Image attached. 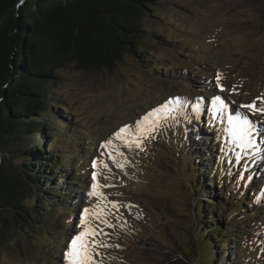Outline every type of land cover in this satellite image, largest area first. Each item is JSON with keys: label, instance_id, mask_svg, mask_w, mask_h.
Returning <instances> with one entry per match:
<instances>
[{"label": "rangeland", "instance_id": "374dc122", "mask_svg": "<svg viewBox=\"0 0 264 264\" xmlns=\"http://www.w3.org/2000/svg\"><path fill=\"white\" fill-rule=\"evenodd\" d=\"M143 24L148 32L139 41L140 51L145 53L143 62L126 55L112 69L85 71L70 64L56 71L49 89L59 107L55 113L60 117L63 113L64 118L57 119L61 123L55 127L62 124L71 133L63 136L58 130L51 141L35 137L29 138L28 144L46 147L53 142L59 146L57 153L76 156L79 149L87 148L83 158L71 161L79 169L66 167V173H61L63 182L74 184L69 185L63 201L72 227H62L66 233L62 239L41 231L30 233L28 252L9 257L2 251L0 264H64L63 252L83 230L79 226L83 209L94 210L98 202L104 204L97 196L88 195L93 172L100 186L96 191L123 205L119 218L109 217L114 228L100 225L110 233L103 239L111 246L99 249V264H209L197 227L201 221L196 209L199 202L207 203L208 210L213 208L205 214L204 231H230L238 219L251 217L247 223H239V227L245 226L243 230L228 233L226 240L232 241H226L229 248L223 264H264V115H252L240 107L264 94V0H161ZM217 73L224 91L217 86ZM217 95L226 103L218 116L212 103ZM174 97L185 101L176 120L159 127L155 139L144 140L143 151L123 147L122 139L114 135L121 127L134 128L145 113ZM195 104L199 111H192ZM257 105L264 107L259 100ZM236 112L248 115L255 125L254 146L243 153L240 163L234 162L239 149L223 131L228 126L226 117ZM183 123L186 128L182 132ZM179 132L184 138L177 140ZM109 139L126 154L129 163L124 170L107 157L113 146L101 147ZM201 139L204 144L196 146ZM195 152H202L200 159L207 161L210 174L204 179L200 176L206 172L200 159L195 161ZM93 161H97L96 168ZM191 164L200 186L197 195L190 183ZM57 171L61 172L59 165L53 173ZM220 181L224 187L216 189L214 182ZM227 189L230 193L224 195ZM238 199H242L240 203ZM216 219L227 224L206 227ZM237 234L242 237L235 239Z\"/></svg>", "mask_w": 264, "mask_h": 264}, {"label": "trees", "instance_id": "16d2710c", "mask_svg": "<svg viewBox=\"0 0 264 264\" xmlns=\"http://www.w3.org/2000/svg\"><path fill=\"white\" fill-rule=\"evenodd\" d=\"M18 4L19 0H0V252L9 257L28 252L30 233L41 231L62 239L66 238L62 227H72L63 201L73 183L63 182L61 173H66V167L79 169L71 161L83 158L87 148L79 149L76 156L57 153L59 146L53 142L46 147L28 144L29 138L35 137L51 141L58 130L63 136L71 133L62 124L55 127L64 118L63 113H59L61 117L55 113L59 107L49 89L56 71L70 64L85 71L112 69L126 55L143 62L145 53L140 51L139 41L148 34L143 19L159 7L161 0H25L22 6ZM179 83L184 86L182 78ZM182 126L183 132L186 124ZM177 135V140L184 138L183 133ZM204 142L201 139L195 144ZM199 155L202 157V152H195L196 162ZM199 161L206 172L200 176L204 179L210 174L207 161ZM56 165L61 172L53 173ZM194 169L191 164L190 183L197 195L200 186ZM214 184L215 188L224 187L221 181ZM229 193L227 189L224 195ZM207 208V203L199 202L196 209L201 223L197 227L207 246L209 264H223L229 248L226 241H232L226 240L228 233L243 230L245 226L239 227V223H247L251 217L238 219L231 232L220 233L216 228L204 231L201 227L213 209ZM207 223L206 227L227 224L219 219ZM239 237L242 235L234 236Z\"/></svg>", "mask_w": 264, "mask_h": 264}, {"label": "snow or ice", "instance_id": "6c2138e0", "mask_svg": "<svg viewBox=\"0 0 264 264\" xmlns=\"http://www.w3.org/2000/svg\"><path fill=\"white\" fill-rule=\"evenodd\" d=\"M25 0H19V6H22ZM221 80V74L217 73L216 82L221 91H224L222 85L219 84ZM236 90V86H233L232 91ZM257 100L264 103V94L253 100L251 104H242L241 108H247L252 115L260 114L264 115V107H258ZM212 103L215 106V115L221 114L225 108L226 103L221 96L217 95L212 98ZM185 101L180 97H174L168 99L164 104L153 108L145 113L143 117L135 122V126L125 125L121 127L114 135L116 138L122 139L123 147L132 150L133 147L143 151V142L146 139H155V131L162 127L164 123L169 120H176V118L183 113ZM192 111H199V105L195 104L191 106ZM228 126L223 129L227 133L231 144L234 148L239 149L235 153V163H240L243 159V153H245L253 145L254 135V123L249 119L248 115H242L240 112H236L234 115H228L226 117ZM113 146V140H106L101 147L108 148ZM107 157L112 161L116 168L124 170L125 165L129 163L126 154L121 150L120 145L113 146V150L108 151ZM117 157L123 158L121 161ZM93 168L97 167V161H93ZM103 167L111 171L110 166L107 163L103 164ZM246 167V166H245ZM97 173H92V191L88 193L89 196H97L100 200L104 201V204L97 203L94 206V210L84 208L80 215V227L83 228L79 231L71 240L67 249L63 252L64 264H99L97 257L101 255L99 249L107 248L111 245L107 244L104 237L110 235L101 228L100 225H104L107 228H114L115 225L111 223L109 217L116 216L119 218V209L123 207L118 201H109L106 199L105 194L97 192L96 189L100 187L95 183ZM245 177L242 175L241 179ZM115 185H103L102 187H114ZM110 205V207H109ZM127 207H132L128 205ZM115 210V211H113ZM86 217L88 219L86 220ZM91 221V222H90ZM118 247V245H117Z\"/></svg>", "mask_w": 264, "mask_h": 264}]
</instances>
